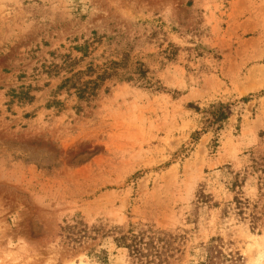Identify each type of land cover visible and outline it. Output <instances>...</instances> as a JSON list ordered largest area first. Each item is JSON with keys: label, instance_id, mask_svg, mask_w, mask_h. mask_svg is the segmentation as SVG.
Masks as SVG:
<instances>
[{"label": "rangeland", "instance_id": "374dc122", "mask_svg": "<svg viewBox=\"0 0 264 264\" xmlns=\"http://www.w3.org/2000/svg\"><path fill=\"white\" fill-rule=\"evenodd\" d=\"M108 60L143 75L58 89ZM130 228L264 264V0H0V264H140Z\"/></svg>", "mask_w": 264, "mask_h": 264}, {"label": "trees", "instance_id": "16d2710c", "mask_svg": "<svg viewBox=\"0 0 264 264\" xmlns=\"http://www.w3.org/2000/svg\"><path fill=\"white\" fill-rule=\"evenodd\" d=\"M121 64V61L108 60L98 67L88 65L84 70L73 71L70 69V76L62 81L58 89L66 88L67 90H73V93L78 99L88 100L97 94V90L107 78L118 77L120 79L129 80L133 78V74H136L137 77L143 75L144 69L140 64L137 65L133 71L130 69L120 70ZM71 65L72 61L70 60L64 64L66 68L71 67ZM83 76H87V78L84 79ZM210 107L213 110L209 111L211 118L208 120L211 124L219 126L221 122L227 118L226 108L223 103L212 104ZM145 238H147V236L145 237L144 230L137 231L130 228L126 233H122L115 237V243L118 247L125 248L130 256H134L140 261V264H153L152 260L145 257H155L158 255V247L153 244L152 237L149 236L148 241H146ZM236 255L234 260L240 257L238 253H236ZM230 257L231 259L234 258L231 254ZM212 258L213 255L210 247L209 253L206 256V262L203 263L209 264Z\"/></svg>", "mask_w": 264, "mask_h": 264}]
</instances>
